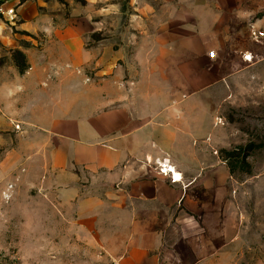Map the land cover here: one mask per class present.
Instances as JSON below:
<instances>
[{
  "label": "rangeland",
  "instance_id": "374dc122",
  "mask_svg": "<svg viewBox=\"0 0 264 264\" xmlns=\"http://www.w3.org/2000/svg\"><path fill=\"white\" fill-rule=\"evenodd\" d=\"M11 4L15 19L0 16V72L8 76L26 69L25 51L79 39L91 66L108 48L139 46L150 69L146 86L184 88L175 58L193 52L205 53L216 79L197 98L193 150L179 154L194 213L148 200L107 216L91 207L106 191L69 164V144L17 135L16 122L0 119V152L19 146L24 156L14 160L15 173L0 174V264H264V39L254 36L264 31V0ZM75 184L77 200L62 205L61 188Z\"/></svg>",
  "mask_w": 264,
  "mask_h": 264
},
{
  "label": "crops",
  "instance_id": "0c3cea01",
  "mask_svg": "<svg viewBox=\"0 0 264 264\" xmlns=\"http://www.w3.org/2000/svg\"><path fill=\"white\" fill-rule=\"evenodd\" d=\"M108 49L106 60L92 66L79 39L25 51L22 73L0 72V119L9 127L16 122L22 129L17 135L69 144V164L90 176L92 189L106 191L91 207L98 206L107 216L111 210L145 208L148 200L162 208L181 205L196 212L197 202L182 187L179 154L184 147L193 150L195 113L203 109L197 98L216 79L206 67L208 58L194 52L176 57L184 88H165L161 83L145 85L150 69L139 46ZM177 94L182 96L174 99ZM39 147L33 144V152ZM18 148L0 152V174L8 168L10 174L17 171L14 160L24 157ZM161 166L170 167L180 180L171 182ZM78 187L61 188L62 205L77 200Z\"/></svg>",
  "mask_w": 264,
  "mask_h": 264
},
{
  "label": "built area",
  "instance_id": "2783aa9c",
  "mask_svg": "<svg viewBox=\"0 0 264 264\" xmlns=\"http://www.w3.org/2000/svg\"><path fill=\"white\" fill-rule=\"evenodd\" d=\"M12 0H0V16L8 21H13L15 19V6L11 4ZM257 39H264V31H258L254 34ZM2 49V42L0 40V51ZM212 54H210L211 56ZM161 171V170H160ZM170 174V173H169ZM171 182H175L170 174Z\"/></svg>",
  "mask_w": 264,
  "mask_h": 264
},
{
  "label": "bare ground",
  "instance_id": "6f19581e",
  "mask_svg": "<svg viewBox=\"0 0 264 264\" xmlns=\"http://www.w3.org/2000/svg\"><path fill=\"white\" fill-rule=\"evenodd\" d=\"M166 166V165H165ZM161 173L164 175V174H168V173H170V174H172V177H173V179L175 180V181H179L180 180V177H179V175L178 174H175L174 172H173V170L170 168V167H167V168H164L163 166H161Z\"/></svg>",
  "mask_w": 264,
  "mask_h": 264
},
{
  "label": "snow or ice",
  "instance_id": "6c2138e0",
  "mask_svg": "<svg viewBox=\"0 0 264 264\" xmlns=\"http://www.w3.org/2000/svg\"><path fill=\"white\" fill-rule=\"evenodd\" d=\"M214 55V54H213Z\"/></svg>",
  "mask_w": 264,
  "mask_h": 264
}]
</instances>
